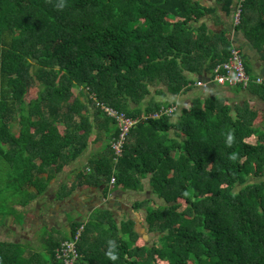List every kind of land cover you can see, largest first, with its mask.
Here are the masks:
<instances>
[{"label": "trees", "instance_id": "trees-1", "mask_svg": "<svg viewBox=\"0 0 264 264\" xmlns=\"http://www.w3.org/2000/svg\"><path fill=\"white\" fill-rule=\"evenodd\" d=\"M215 1L228 15L234 8V28L264 61V0ZM217 11L200 0H0V220L23 224L21 209L96 133L106 156L78 171L64 193L113 178L115 189L139 191L149 178L150 192L164 201L146 219L159 239L149 244L133 222L119 227L104 212L85 225L77 264H264V115L246 108L234 116L214 96L159 119L152 115L173 104L145 105L152 87L175 97L197 87L187 73L213 79L235 49L247 65L241 47L201 23L220 21ZM249 89L264 97V85ZM97 103L146 118L118 157L112 142L120 129ZM81 226L50 236L43 252L0 242V264H63L57 251Z\"/></svg>", "mask_w": 264, "mask_h": 264}, {"label": "crops", "instance_id": "crops-1", "mask_svg": "<svg viewBox=\"0 0 264 264\" xmlns=\"http://www.w3.org/2000/svg\"><path fill=\"white\" fill-rule=\"evenodd\" d=\"M215 3L209 6L218 9L217 14L220 21L216 22V20L212 21L205 18L201 23H207L209 29L214 32L225 33L234 45L241 47L247 57L246 66H248L249 74L253 77L264 79V61L260 53L247 41L242 31H237L234 28V20L232 19L234 8L231 14L228 15L223 11L222 5L216 1ZM187 75L190 79L196 81V83H207L209 81L208 78L211 77L207 73L204 75L187 73ZM154 90L155 97L151 98L150 101L155 100L158 103L173 104L178 108L179 114L184 108L190 107L195 99L201 98L205 100L214 96L228 101L234 116H236L238 109L245 110L246 108L264 115V97L254 93L250 89L228 88L212 84L205 88L195 87L176 97L166 92V90L165 95L157 94L156 91L164 90L163 87H152L150 96L153 95ZM157 97H164V99L159 100ZM147 99L145 105L149 102ZM91 113H93L92 109ZM175 118L178 119V117ZM91 119L92 121L94 120V115ZM96 137L97 135L94 133L87 150L57 176L55 182L43 195L31 202L26 208H23V212L25 211L23 224L6 223L10 227H23L20 233L21 242H12L13 239L0 242L22 244L24 247L34 249L33 245L29 242L38 241L37 244L40 246L38 251H43L46 240H49L50 236H54L55 238H61L60 234L70 236L74 222L81 223L82 226L80 228L84 227L85 230V225L88 227L91 221L98 220L101 213L104 212L111 213L119 227H121L122 223L133 222L135 231L145 239L142 229H146L147 233H149L146 219L149 209L148 204L152 203L150 198L144 197L150 191L149 178L143 180V188L139 191L125 190L123 188L115 189L110 182V184L103 186L84 184L78 186L71 194H65L68 193L72 185L73 187L76 186L79 178L78 171L84 173L86 171L90 172V162L94 159L100 160L106 156L103 152L107 143L104 140L95 143ZM138 204L141 207L137 206ZM33 207H35V210ZM29 209L34 213V219L31 216V222L28 221L27 217ZM31 212L29 215H31ZM70 215L72 216L71 219L69 218ZM103 218L105 217L103 216ZM0 226L2 225L0 224ZM44 228L47 229L49 235L39 238V233ZM14 232L19 235V231L14 230ZM97 235V232L90 233L89 241L95 244L94 238Z\"/></svg>", "mask_w": 264, "mask_h": 264}, {"label": "built area", "instance_id": "built-area-1", "mask_svg": "<svg viewBox=\"0 0 264 264\" xmlns=\"http://www.w3.org/2000/svg\"><path fill=\"white\" fill-rule=\"evenodd\" d=\"M238 20V19H237ZM253 77L247 72L244 59L239 50L235 49L230 56L229 60L220 65L215 70V76L207 83H198V86H209L212 84L221 86H242L247 89L252 82L259 85H264L263 78H256L253 81ZM97 106L104 111L109 117L116 120L118 128L120 129V136L112 142V149L116 156H120L123 153L125 141L131 132V130L141 121L142 118H130L125 113H120L112 108L107 107L102 103H97ZM178 112V108L174 105L170 107H163L159 112L152 115V118L159 119L163 115L174 116ZM118 162V158L115 159ZM112 184L115 183V179H112ZM84 227L80 228L75 234L74 238L68 242H65L61 248L57 251V258L63 264H77L81 255L78 250V244L81 241Z\"/></svg>", "mask_w": 264, "mask_h": 264}, {"label": "rangeland", "instance_id": "rangeland-1", "mask_svg": "<svg viewBox=\"0 0 264 264\" xmlns=\"http://www.w3.org/2000/svg\"><path fill=\"white\" fill-rule=\"evenodd\" d=\"M200 1H202L206 5H212V4L214 5V4H216L214 0H200ZM235 18H236V15H235V11H234L233 12V18L232 19L234 20ZM206 19H209V20L211 19L212 21H215L213 18H206ZM233 23L235 24L234 21H233ZM197 87H199V88L200 87L201 88H205V86L203 87V85L202 86H197ZM163 89L166 90L165 88H163ZM78 91H79L78 89H74L75 95H77ZM153 97H155V90L153 92V95L148 97L147 101H150V99L153 98ZM157 98L159 100L164 99V97H157ZM169 101H173V100H169ZM1 187H2V184H1ZM150 191H151V189H150ZM150 191H148V194H146L144 196V197L147 196L148 198H150V201H152V203L148 204L149 205L148 208H151L155 203H157L159 205H163L164 204V201L161 200V199H159L158 196L154 195ZM12 200H13V198L10 199V202H11L10 206H11V208H13V206H14V201H12ZM47 200H49V199H47ZM137 206L141 207L140 204H138ZM14 208L16 209L15 216H18V211H20L21 207L15 206ZM33 209L35 210V207H33ZM21 211H23V210L21 209ZM30 212H31V210L29 209L28 210V216H27L28 219H29L28 220L29 222H31V216L34 219V216H33L34 213L31 212V215H29ZM69 218L71 219L72 216L70 215ZM1 222H4L3 224H1L4 227L0 226V241H10L11 239H13L12 242H21V234L20 233L23 230V227L22 228H20V226L10 227V226H7L6 225L7 222H12V221H7V220L6 221H2V220H0V223ZM14 230H16L17 232L19 231V235L17 233H15ZM142 233L144 234V238L146 239V241L149 244H153V243L157 242L158 239H159L158 238L159 234H157V233H150L149 234V233H147V230L146 229H142ZM48 235H49V232L47 231L46 228H44V229H42L40 231L39 238L47 237ZM37 242L36 241L35 242H29L31 245H33V247H34L33 250L34 251H38L40 249V246H39V244H37Z\"/></svg>", "mask_w": 264, "mask_h": 264}, {"label": "clouds", "instance_id": "clouds-1", "mask_svg": "<svg viewBox=\"0 0 264 264\" xmlns=\"http://www.w3.org/2000/svg\"><path fill=\"white\" fill-rule=\"evenodd\" d=\"M59 8L63 9L65 7V4L62 2L58 5ZM252 76V75H251ZM253 77V76H252ZM256 79V77H253ZM257 78H261V77H257ZM198 85V83H196ZM113 259H115V257L113 256Z\"/></svg>", "mask_w": 264, "mask_h": 264}]
</instances>
